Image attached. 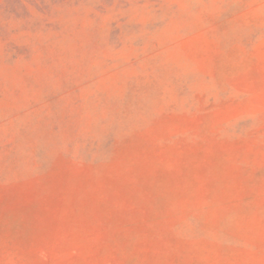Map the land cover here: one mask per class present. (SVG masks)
Segmentation results:
<instances>
[{"label": "rangeland", "instance_id": "rangeland-1", "mask_svg": "<svg viewBox=\"0 0 264 264\" xmlns=\"http://www.w3.org/2000/svg\"><path fill=\"white\" fill-rule=\"evenodd\" d=\"M0 264H264V0H0Z\"/></svg>", "mask_w": 264, "mask_h": 264}]
</instances>
